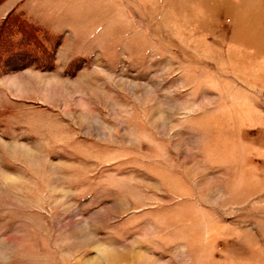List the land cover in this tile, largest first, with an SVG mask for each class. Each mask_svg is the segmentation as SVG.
Masks as SVG:
<instances>
[{
    "label": "rangeland",
    "instance_id": "1",
    "mask_svg": "<svg viewBox=\"0 0 264 264\" xmlns=\"http://www.w3.org/2000/svg\"><path fill=\"white\" fill-rule=\"evenodd\" d=\"M0 264H264V0H0Z\"/></svg>",
    "mask_w": 264,
    "mask_h": 264
}]
</instances>
